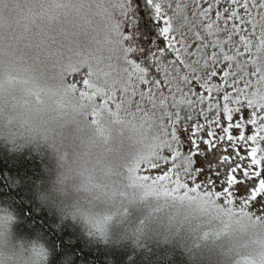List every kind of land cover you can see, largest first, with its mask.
Instances as JSON below:
<instances>
[{
  "label": "snow or ice",
  "instance_id": "obj_1",
  "mask_svg": "<svg viewBox=\"0 0 264 264\" xmlns=\"http://www.w3.org/2000/svg\"><path fill=\"white\" fill-rule=\"evenodd\" d=\"M163 3L164 0H143L151 19L163 22L155 27L159 37L164 40V46L148 50L143 61L137 62L130 57L135 52L129 43L132 36L124 30L125 21L115 15L116 10H119L120 16L128 17V24H134L133 4L131 0H110L113 9L110 31L112 43L118 53V78L110 85L101 86L94 82L95 73L86 61L68 63L62 69L64 94L78 98L81 107L91 105L86 119L101 134V119L105 115L113 124L129 123L136 127L138 122L145 133H151V143L145 151L137 154L126 170L129 187L143 188L144 196L187 202L201 212L214 213L228 220L247 218L257 224L264 223V213L252 211L256 204H264V147L261 146L264 142V0H228L230 7L217 10L215 21L209 15L213 3L202 7L201 0H193L195 9L199 11L190 9L191 17L198 19L190 18L184 10L187 5L179 3L175 7L168 4V9L172 12L168 15ZM215 3L219 4L220 0H215ZM82 7V4L73 3L72 0H50L47 8L41 5L40 13L29 10L31 14L24 16V24L21 25L17 20V26L22 28V32L17 33L10 20L14 19L12 13L21 8L20 4L13 0H0V68L6 73L0 79V89L5 84L28 85L30 82L22 75L31 71L29 66L25 67L27 54L18 45L27 38L25 34L31 33L32 27L36 26L35 18L47 17L51 21L55 19L57 9L75 10L79 14ZM236 7L243 10L244 16L235 10ZM253 9L256 10V16L252 14ZM245 16L248 17L247 20ZM205 19L211 22L203 25V31L196 30L197 25ZM218 21H223L224 25L229 21L234 23L229 28L221 27ZM245 23L252 25L253 31L248 35L243 34L241 27ZM189 24L192 26L185 32L184 29ZM188 32L195 37L194 41L189 42ZM173 33L180 39L177 40ZM39 35L41 42L35 47L43 51L42 29ZM237 35L238 41L233 39ZM213 36L215 41L209 39ZM52 43L55 44L56 41L53 40ZM229 43L231 55L225 53L223 47ZM177 44L180 46L177 47ZM210 47L219 48V51H212L209 55L207 50ZM138 50L143 52L142 49ZM40 61L38 52L33 62ZM224 62H228L227 70L218 67ZM82 69L85 71L79 81L83 85L81 88L77 81H70L68 77L81 73ZM101 72L106 77L111 75L110 72ZM218 72H223L224 85L211 83ZM197 84L202 91L194 90ZM43 91L40 89V92L30 93L36 96L37 104L42 103L40 93ZM117 91L120 99L113 110L111 103L116 101ZM137 96L139 99H135ZM57 104L62 106L59 101ZM182 106L189 112L194 108L198 109V116L203 118L204 123L197 122L190 127L193 137L198 133L206 134L203 144L208 148L205 151L211 150L215 155L218 144L226 142L231 148L245 149L246 156L237 152L220 153L215 174L209 177L197 166L199 149L196 139L190 141L191 148L196 149V152L189 150L186 154L181 150L177 125L182 120ZM245 108L250 112L241 119L237 114ZM170 109L176 111L172 112ZM128 117L131 119H126ZM187 119L191 120L192 116L189 115ZM249 125L252 127L248 128ZM214 127L219 130V135L212 130ZM249 132L252 134H248ZM231 156L236 159L229 163ZM146 168L155 169L159 174L142 175ZM220 169L224 171L221 173ZM238 172L241 173L240 176L237 175ZM186 180L191 181V185ZM181 189L184 190L183 196L178 195ZM127 211V208L124 209L123 214ZM114 215L115 213L105 215L103 226L96 222V232L100 236L107 235L106 226ZM80 216L84 217V213H80ZM8 218L11 219V216ZM227 227L226 223L225 228ZM40 251L43 252V248ZM241 264H255V261L245 257ZM261 264H264V254Z\"/></svg>",
  "mask_w": 264,
  "mask_h": 264
},
{
  "label": "clouds",
  "instance_id": "obj_2",
  "mask_svg": "<svg viewBox=\"0 0 264 264\" xmlns=\"http://www.w3.org/2000/svg\"><path fill=\"white\" fill-rule=\"evenodd\" d=\"M72 2L83 5L79 15L87 27L74 23L75 30L69 38L57 41L40 63L29 64V80L44 90L42 103L18 107L11 100L22 96L24 88L5 84L0 89V141L11 150L31 147L43 151L51 165L45 168L46 178L37 199L54 209L61 219L77 223L81 222L80 213L85 211L106 210L123 220L124 209L142 207L145 211L140 222L126 226L125 233H117L116 239L127 236L162 242L179 236L188 250L189 264H241L245 257L261 264L264 223L247 218L228 220L201 212L187 202L144 196L143 188L129 187L126 170L151 143V133H145L138 122L136 127L129 123L113 124L105 115L101 119V134L86 119L91 105L81 107L78 98L65 95L63 90L62 69L68 63L86 61L95 73L94 82L101 86L118 78V53L110 31L113 9L110 0ZM49 4L50 0H27L20 6L40 13L41 5L47 8ZM58 10L61 9L56 10L51 21L38 16L37 26L52 27L58 22ZM101 70L111 75L106 77ZM5 75L0 68V79ZM58 101L62 106H58ZM15 223L13 213L0 207V264H47L45 246L17 235Z\"/></svg>",
  "mask_w": 264,
  "mask_h": 264
},
{
  "label": "trees",
  "instance_id": "obj_3",
  "mask_svg": "<svg viewBox=\"0 0 264 264\" xmlns=\"http://www.w3.org/2000/svg\"><path fill=\"white\" fill-rule=\"evenodd\" d=\"M13 2L23 5L27 3V0H13ZM61 2H67V0H61ZM131 2L133 4L134 24H128V17L120 16L119 10H116L115 15L125 21L124 30L126 34L132 36L129 43L135 53L130 54V57L137 62H142L144 54L148 50H155L157 46H164V40L159 37L155 27L157 24L162 25L163 22L151 19L149 9L144 7L143 0H131ZM169 3L173 7L177 3L187 5L184 10L192 18L190 9H195L193 0H164L162 6L167 10V14L171 15V9H168ZM208 3H213L212 12L214 15L212 19L214 20L215 12L224 7L217 9L215 0H209ZM58 11V22L52 27H38V17H36V26H33L31 33L25 34L27 38L19 43L18 47L27 54L25 67L33 62V58L38 52L42 58L53 50L56 46V43H52L53 40L57 42L69 38L75 30L74 23L87 27L86 21L75 10L61 9ZM30 14L26 7H21L17 12L12 13L14 19L10 20V23L17 33L22 32V28L17 26L16 21L18 20L22 25L25 23L24 16ZM252 14L256 16L255 9L252 10ZM218 23L221 27H225L223 22L218 21ZM249 25L252 27L251 24ZM191 26V24L187 25L184 31L187 32ZM41 29L44 33L43 44L41 45L43 51L35 47L41 42L39 35ZM187 34L190 37L189 42L195 40L190 32ZM173 35L176 34L173 33ZM176 39L178 40L180 37L176 35ZM27 45H32V47H27ZM176 46L179 47L180 45L177 44ZM138 49H142L143 52H139ZM193 50L195 51V49ZM84 71L82 69L81 73H74L68 79L77 81L78 87L82 88L83 85L79 81ZM22 75L29 79L28 73H22ZM14 85L22 86L24 93L22 96L13 98L11 100L13 104L21 108L39 105L36 102V96L30 94L40 92L39 85L33 84L31 81L28 85ZM40 95L42 100V93ZM116 96V101L111 103L113 110H115V103L119 102L120 99L118 91ZM135 99H139V97L137 96ZM46 167H51V165L43 151H34L31 147L18 151L11 150L6 143L0 141V207L8 208L16 217L13 228L17 235L29 241H39L45 246L48 251L47 264H189L186 257L188 250L184 247L179 236L169 237L162 242H153L149 238L139 241L127 236L123 240L116 239L117 233L122 235L125 233L126 226L140 222L139 218L145 211L142 207L131 206L127 208L128 211L124 214L123 220L113 217L108 225L113 223L115 228L106 230V236H100L96 232V222H100L103 226V217L112 214L106 210L85 211L83 212L84 217H81L79 223L69 219H61L54 209L42 204L37 199V194L43 187L42 180L46 178ZM148 172H155L152 176L159 174L155 169L145 170L141 174L147 175ZM192 258L195 259L194 254Z\"/></svg>",
  "mask_w": 264,
  "mask_h": 264
},
{
  "label": "rangeland",
  "instance_id": "obj_4",
  "mask_svg": "<svg viewBox=\"0 0 264 264\" xmlns=\"http://www.w3.org/2000/svg\"><path fill=\"white\" fill-rule=\"evenodd\" d=\"M209 2V0H201V5L202 7H207V3ZM241 2H243L241 0ZM217 9L220 7V8H229L230 7V4L228 3V0H220V3L219 4H215ZM197 11H199V9H196ZM240 15L244 16V12L241 8L239 7H236L235 9ZM209 15L211 16V18L213 17L214 13L211 11L209 13ZM216 19V17H215ZM215 19L212 21H215ZM248 17L245 16V20H247ZM211 21L205 19L203 20L202 22L199 23V27L196 29V30H200V31H203V25L206 24V23H209ZM223 22V21H221ZM232 23H234V21H229L227 25H225V27H231ZM235 23H238L240 24L241 22L240 21H235ZM241 27L243 29V34L244 35H248V33H250L251 31H253L252 27L248 24H241ZM257 31V34H259V29L256 30ZM226 39V36L224 37ZM210 40L212 41H215V36L213 37H209ZM234 40L238 41L239 40V36H235L233 37ZM224 47V51L225 53L231 55L232 53L229 51V49L231 48V44H224L223 45ZM208 54L210 55L212 51H219V48H216V49H213V48H209L208 50ZM241 51H243V49L241 48ZM228 62H224V63H221L218 67L221 68V69H225L227 70L226 68V65H227ZM223 77V72H218L217 76L211 81V83L213 85H224L225 82L224 80L222 79ZM228 83H231V81H228ZM242 86V85H241ZM226 87V85H225ZM194 90L195 91H202L200 88H199V85H195L194 86ZM217 95H220L221 93H216ZM172 112H175L176 109H170ZM248 112H250L249 109H241L240 113H238L237 115L243 119V117L245 115L248 114ZM180 114H181V117H182V120L180 121V123L177 125V128H178V135L180 136V140H181V144H182V151L185 152L186 154L189 152V150L193 151V152H196V149H192L191 148V144H190V141L191 139H196L197 140V148L199 149V153L197 155V159L199 160V164L197 166L201 167L202 171H204L209 177L213 176L215 174V171H216V167L219 163V154L220 153H223V154H228V152H237V153H241L243 155L246 156V150L245 149H242L240 147H236V148H231L226 142H220L215 150V155L212 153L211 150H208V151H205L208 146L204 145L203 144V140L206 139V134L205 133H198L197 136L193 137L192 136V132H191V125H193L194 123H204V120L202 117H199L198 116V109L194 108L192 109L191 112H189L186 108H184L183 106L181 107L180 109ZM191 115L192 116V119L191 120H188L187 117ZM252 126H248V128H251ZM169 131H171V129L169 128L168 129ZM213 131L217 132V134L219 135V130L216 129L215 127L212 129ZM245 131H247V128L245 129ZM255 130L253 129V132ZM248 134H252L251 132H249ZM249 145H251V142H249ZM261 146L264 147V142L261 143ZM45 153V152H44ZM46 154V153H45ZM47 156V155H46ZM236 159L235 156H231L230 159H229V163L232 162V160ZM247 159V157H246ZM250 162V161H249ZM243 167V165H242ZM145 170H148L147 168L144 169L143 171ZM221 173L224 171L223 169H220ZM155 172H148L147 175H153ZM238 176L241 175L240 172L237 173ZM242 178V177H241ZM187 183H189L191 185V181H185ZM219 183H217V187H219ZM202 191V190H201ZM180 196H183L184 195V190L181 189L180 192L178 193ZM189 195H197V194H194V193H189ZM163 198V197H162ZM251 207V206H250ZM252 211L255 212V213H258V214H261V213H264V204H256V206L254 208H252ZM115 224H110L106 227V230H112L113 228H115L114 226Z\"/></svg>",
  "mask_w": 264,
  "mask_h": 264
}]
</instances>
